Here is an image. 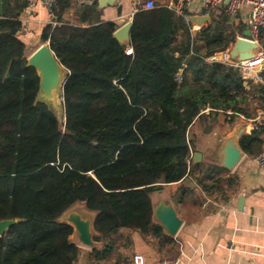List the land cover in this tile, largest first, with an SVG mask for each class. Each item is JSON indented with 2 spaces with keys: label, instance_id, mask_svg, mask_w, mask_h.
Returning a JSON list of instances; mask_svg holds the SVG:
<instances>
[{
  "label": "trees",
  "instance_id": "16d2710c",
  "mask_svg": "<svg viewBox=\"0 0 264 264\" xmlns=\"http://www.w3.org/2000/svg\"><path fill=\"white\" fill-rule=\"evenodd\" d=\"M97 2L57 0V24L41 35L68 72L62 123L37 99L40 78L28 66L19 36L28 0L10 1L2 11L0 221H21L0 236V264H75L81 247L71 240L73 227L59 218L78 202L96 213L94 240L103 245L93 252L96 260L113 252L121 229L169 241L152 221L156 185L204 173L196 177L201 189L224 197L225 186L235 183L233 177L207 181L210 171L223 168L190 166L191 127L199 122L208 132L219 114L229 123L236 115L249 118L251 98L264 111V73L255 84L239 68L212 60L248 25L233 23L221 9L204 8L211 23L192 33L174 11L156 5L132 16L126 46L114 37L117 25L102 22ZM71 9L72 19L64 18ZM258 40L264 49V27ZM263 135L264 126L243 135L241 150L258 156Z\"/></svg>",
  "mask_w": 264,
  "mask_h": 264
},
{
  "label": "crops",
  "instance_id": "0c3cea01",
  "mask_svg": "<svg viewBox=\"0 0 264 264\" xmlns=\"http://www.w3.org/2000/svg\"><path fill=\"white\" fill-rule=\"evenodd\" d=\"M10 1L13 0H0V17ZM73 1L76 4L75 0ZM154 1L156 5L163 7H169L173 2ZM28 2V6L20 15L23 29L19 36L26 45L29 57L41 46L48 45L41 41V35L43 29L48 24H53L55 19L50 15L43 0ZM203 10L201 0H192L187 6L192 33L211 23V20L192 21L193 17L210 16L203 13ZM249 11V7L244 8L233 23L241 22L249 26ZM73 14L74 9H71L64 18L70 20ZM101 20L113 22L117 25V30L120 29L132 21L129 4L117 0L114 5L102 9ZM183 37V32L179 31L178 40ZM123 45L129 46V42ZM131 51L128 47V52ZM262 52L264 50L260 48L256 55ZM217 56L219 54L212 60H218ZM263 73V67H256L250 70L244 79L255 84L261 83ZM247 82L245 87L249 90ZM257 102V99H250L249 118L236 115L233 123H229L225 115L219 114L210 131L206 132L204 125L196 122L189 132L194 141L190 166L223 168L221 171H210L206 179L210 182L212 178L233 177V188L228 190L225 186L227 198L222 196L223 193H208L201 189L196 177L205 175L204 173H197L184 182L158 184L150 194L152 205L156 207L161 201L171 204L182 220V226L174 237L165 234L170 238L168 241L155 239L139 231L121 229L115 237L113 252L102 260H96L93 255L94 250L102 249V243L95 242L94 248H88L74 242L81 247L75 264H133L132 258L135 254L143 255L146 264H264V167L258 163L257 156L250 157L244 152L232 170L222 166L223 150L227 140L237 137V128H243V135H248L255 128L264 126V111L257 109ZM76 204H79L84 215L95 220V212L88 211L84 203ZM152 221L159 225L153 218ZM94 231L97 236L96 230Z\"/></svg>",
  "mask_w": 264,
  "mask_h": 264
},
{
  "label": "water",
  "instance_id": "95a60500",
  "mask_svg": "<svg viewBox=\"0 0 264 264\" xmlns=\"http://www.w3.org/2000/svg\"><path fill=\"white\" fill-rule=\"evenodd\" d=\"M117 0H98V9L102 10L107 6H112ZM120 11V7H119ZM211 17L200 16L193 17L192 21H210ZM132 21L126 23L123 27L116 30L114 37L121 44L130 42V29ZM260 45L255 43L251 39V33L247 29L245 30L242 37H238L234 45L229 50L230 59L234 62H243L252 60L256 57V52L260 49ZM28 66L33 67L39 78V94L42 93L43 100L38 101L45 102L46 104L50 101H55L56 92L62 89L65 83L68 72L58 62L56 56L49 48V45H43L31 54L28 59ZM64 114V112H63ZM264 119V116H263ZM238 134L235 139L227 140L226 146L223 150L222 166L228 170H232L242 157V150L239 146L240 138L243 136V128H237ZM160 187V186H158ZM77 205V204H76ZM73 205L59 218L60 222L71 225L74 232L77 233L78 241L82 246L88 248H94L95 246V220L84 215L80 206H77L74 210ZM153 213L152 218L158 222L162 230L169 237H174L182 226V220L177 216L171 204L161 201L156 207L152 205ZM20 218L5 219L0 221V236H4L7 230L13 225L19 223Z\"/></svg>",
  "mask_w": 264,
  "mask_h": 264
},
{
  "label": "built area",
  "instance_id": "2783aa9c",
  "mask_svg": "<svg viewBox=\"0 0 264 264\" xmlns=\"http://www.w3.org/2000/svg\"><path fill=\"white\" fill-rule=\"evenodd\" d=\"M50 15L53 18V7L57 0H43ZM130 6L131 15L133 16L139 10H150L156 7L154 0H123ZM192 0H173L168 7L174 11L184 22L190 23V16L187 12V6ZM78 6H93L96 0H75ZM203 8H217L223 10L229 15L231 21L237 20L244 8L249 7V26L251 39L259 44L258 32L264 27V0H201ZM54 25L55 21L53 22ZM242 37V36H240ZM260 45V44H259ZM219 61L232 65L240 69L243 76H246L250 70L256 67L264 68V52L256 55L252 60L243 62H234L230 59L229 50L223 52ZM257 161L261 167H264V149L257 156ZM133 264H146L145 257L141 254H135L132 258Z\"/></svg>",
  "mask_w": 264,
  "mask_h": 264
},
{
  "label": "rangeland",
  "instance_id": "374dc122",
  "mask_svg": "<svg viewBox=\"0 0 264 264\" xmlns=\"http://www.w3.org/2000/svg\"><path fill=\"white\" fill-rule=\"evenodd\" d=\"M262 49V48H261ZM230 50V49H229ZM264 50V49H262ZM222 53L219 54V57L221 56ZM219 58H217L219 60ZM55 101H50L47 103L48 107L53 111V113L58 117L59 121L62 123L64 122V114H63V106H62V98H61V90L57 91L56 92V95H55ZM39 100H43L42 98V93L39 94ZM79 206V204L75 205L73 207V210ZM61 219H65V217H61ZM71 240L73 242H78V237H77V233L74 232L73 236L71 237Z\"/></svg>",
  "mask_w": 264,
  "mask_h": 264
},
{
  "label": "bare ground",
  "instance_id": "6f19581e",
  "mask_svg": "<svg viewBox=\"0 0 264 264\" xmlns=\"http://www.w3.org/2000/svg\"><path fill=\"white\" fill-rule=\"evenodd\" d=\"M260 68V67H259Z\"/></svg>",
  "mask_w": 264,
  "mask_h": 264
}]
</instances>
